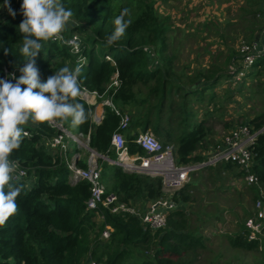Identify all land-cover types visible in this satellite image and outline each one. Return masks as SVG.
Listing matches in <instances>:
<instances>
[{
  "label": "trees",
  "instance_id": "16d2710c",
  "mask_svg": "<svg viewBox=\"0 0 264 264\" xmlns=\"http://www.w3.org/2000/svg\"><path fill=\"white\" fill-rule=\"evenodd\" d=\"M8 3L16 15L13 17L8 12L4 20H0V79L3 78L5 69L16 71L19 78V69L24 66V57L19 52L23 37L18 30L23 20L20 11L22 0H8ZM61 3L73 12L72 18L82 24L74 30L85 31L82 55L87 61L81 68L80 84L91 92L110 97L121 111L127 106L132 108V122L124 132L130 155H145L144 150L136 143L139 136L137 130L141 129L145 132L153 131L164 145L174 144L180 164L205 160L196 153L209 147L208 138L213 131L206 121L198 122L192 131L186 132L182 130L184 121L181 116L174 119L176 110L172 91L179 86V89H184L186 82L172 73L175 58L166 56L168 34L173 30L171 18L158 13L154 0H61ZM3 5L5 0H0V7ZM263 6L264 0H247L245 6L240 8L239 19L244 24L243 30L250 42L260 38L264 32ZM123 9H128L125 20H130L131 23L118 40L109 44L108 37L115 27L114 18ZM99 42L111 47L101 62L96 59ZM42 44L41 52L36 57V66L42 80L64 66L74 65L76 57L69 53L65 45L51 39ZM113 49L116 50L115 53L112 52ZM149 54L153 57L149 58ZM106 56H111L113 63L106 60ZM236 60L231 59V66ZM151 64L155 66L150 68ZM263 66L264 57L256 62L253 69ZM203 72L200 79H204L205 84L211 82L214 85L224 77L216 76L213 71L209 73V70ZM116 75L119 87L107 92ZM252 75L248 74L250 77ZM157 78V87L148 88ZM144 88L147 89L146 92ZM167 89H170L168 93L171 98L167 95ZM192 91L187 90L188 95L196 93ZM156 93L160 95L159 100L154 103ZM167 98L171 99L169 107ZM73 101L84 105L89 118L77 127H72L70 120L62 124L73 135L89 136V148L100 155L98 167L108 193L116 195L121 202L142 210L162 198L161 178L129 173L122 167L109 163V160H117L112 137L120 125V116L106 106L101 122H94L93 106L79 97L73 98ZM178 109L181 115L187 113L181 106ZM208 115L213 114L208 112ZM249 125L254 131L263 128L264 112L256 116ZM32 132L33 136L22 140L19 149L10 157L19 161L29 175L35 177V183L30 188L19 183L23 185V189L16 201L18 211L0 224V264H83L88 257L96 264H200L202 253L208 252L209 248L200 226H190L189 212L179 208L173 210L168 215L167 227L154 232L135 216L127 213L112 214L109 209L101 208L105 224L99 225L95 212L87 206L91 195L90 184L84 180L72 179L63 160L53 159L44 148H37L42 136H51L57 131L48 122H42L35 124ZM71 148L73 154L80 156L77 166L88 169L90 152L74 144ZM254 151L256 158L251 172L258 177L264 188V135L259 137ZM219 166L225 173L236 169L230 163ZM244 174L245 172H240L238 175ZM250 188L256 202L259 199V189L257 186ZM192 189L194 185L187 184L175 194L174 201L178 205L192 203ZM106 225L113 232L107 242H101L97 229L101 232ZM227 239L235 250L252 252L262 247L261 241L248 239L245 229ZM218 259L219 256H215L209 264H219Z\"/></svg>",
  "mask_w": 264,
  "mask_h": 264
},
{
  "label": "rangeland",
  "instance_id": "374dc122",
  "mask_svg": "<svg viewBox=\"0 0 264 264\" xmlns=\"http://www.w3.org/2000/svg\"><path fill=\"white\" fill-rule=\"evenodd\" d=\"M154 1L158 13L171 18L173 30L168 34L166 54L175 58L173 72L182 73L179 77L187 84L182 90L181 86L174 88L178 90L174 95V119L181 116L182 130L186 132L192 131L198 122L209 120L213 136L208 139V146L213 149L231 129L250 123L264 112V66L253 69L254 77L248 76L240 83H233L228 73L231 59L238 60L242 42H250L239 19L240 8L247 0ZM8 12L5 5L0 7V20ZM110 50L109 44L99 42L96 59L101 62ZM154 66L151 64L150 68ZM203 70L224 77L214 85L205 84L200 79ZM189 89L196 93L188 95ZM167 95L171 98L170 93ZM169 98L167 107L171 103ZM179 106L187 113L179 114ZM211 110L214 115L209 117ZM125 112L133 119L132 109ZM221 170L216 166L193 173L188 183L194 185L193 202L179 205L189 212L190 226H200L207 239L209 251L202 253L200 264H209L215 256H219V264H264V239L258 251L235 250L229 245L228 236L245 229L246 220L253 215L255 197L237 168L227 173Z\"/></svg>",
  "mask_w": 264,
  "mask_h": 264
},
{
  "label": "built area",
  "instance_id": "2783aa9c",
  "mask_svg": "<svg viewBox=\"0 0 264 264\" xmlns=\"http://www.w3.org/2000/svg\"><path fill=\"white\" fill-rule=\"evenodd\" d=\"M72 20L76 23H69L61 34L51 40L65 45L69 49V53L76 57L74 65H69L70 68L74 69L77 66L82 68L87 60L82 55L85 31L74 30V28H80L82 24L74 18ZM262 57H264V32L256 40L242 42L238 60L234 65L230 66V70L228 71L230 80L233 83L242 82L251 73L256 62ZM106 60L113 63L111 56H106ZM13 76L18 78L16 71L10 72L5 69L2 79H12ZM12 82L15 81L12 80ZM118 87L119 80L118 75H116L108 86L107 92L112 88ZM81 89L82 94L79 98L88 105L92 106L95 104L93 102L94 99H100L104 107H110L121 118L120 125L112 137V146L117 153V160H111V163L122 167L126 172L161 178L163 182L162 198L156 203L150 204L146 210L121 202L116 195L108 193L107 187L102 181L101 169L93 161L96 155L88 149L89 136H85L84 134L73 135L65 129L62 123L48 122L57 133L51 136H42L37 148H44L53 159L59 158L61 162L63 160L71 173L70 177L72 179L84 180L90 184L91 195L87 206L88 209L95 212L96 221L99 225L105 224V218L101 213V208H105L109 209L112 214L127 213L135 216L141 220L143 225L148 226L154 232L164 230L168 225L169 213L178 206L173 198L176 193L189 183L191 175L209 167L230 163L236 166L240 172H245L242 177L248 186H257L259 189V199L254 203L253 215L245 222V231L249 240L263 241L264 188L261 186L258 177L251 172V167H253L256 158L254 147L259 137L264 135V127L256 131H254V128L249 123L235 127L225 134L222 142L213 148L210 155L204 157L205 160L189 164L178 163L175 145H164L151 130H148L139 134L136 140V143L144 150L145 155L132 156L129 153L124 135V132L129 129L132 122L131 116L118 109L110 97L99 95L97 92H91L82 85ZM102 119L103 116L93 115L94 122L99 123ZM34 127L35 124L31 123L25 127L24 131L27 135L22 140L33 136L32 129ZM72 144L90 152L88 169H82L77 166V160L80 156L72 153ZM14 161L18 164V183H24L26 188H30L35 183V177L29 175L27 169L19 161ZM112 232L113 229L107 225L101 232L97 229L101 242H107ZM83 264L96 263L88 257L83 261Z\"/></svg>",
  "mask_w": 264,
  "mask_h": 264
},
{
  "label": "clouds",
  "instance_id": "9594fccd",
  "mask_svg": "<svg viewBox=\"0 0 264 264\" xmlns=\"http://www.w3.org/2000/svg\"><path fill=\"white\" fill-rule=\"evenodd\" d=\"M5 7L15 17L8 0ZM20 11L23 20L18 30L23 38L19 52L24 57V66L19 69V78L0 79V224L18 211L16 201L23 185L18 183V164L10 157L27 135L25 127L30 123L69 120L72 127H77L89 118L84 105L73 101L82 94L79 66L74 69L64 66L46 80L41 79L36 66L42 42L57 37L69 23H76L72 20L73 12L61 0H22ZM127 14L128 9H123L114 18L109 44L118 40L130 25L131 21L125 20Z\"/></svg>",
  "mask_w": 264,
  "mask_h": 264
},
{
  "label": "crops",
  "instance_id": "0c3cea01",
  "mask_svg": "<svg viewBox=\"0 0 264 264\" xmlns=\"http://www.w3.org/2000/svg\"><path fill=\"white\" fill-rule=\"evenodd\" d=\"M166 56H167V54H166ZM175 60V59H174ZM156 64V63H155ZM172 66H173V63H172ZM172 68V73H174L173 72V67H171ZM176 76H177V78L179 77V76H181L182 75V73H180L179 71H177V72H175L174 73ZM159 78H157L154 82H151L150 84H149V86H148V88H151V87H157V80H158ZM184 80H182V82H183ZM176 83H179V81L178 80H176ZM180 84V83H179ZM186 86H187V84L185 83V88H186ZM194 87H196V88H200L201 86L199 85H195ZM193 87V88H194ZM184 88V89H185ZM147 91V89H145L144 88V92H146ZM167 91V93L170 91V89H167L166 90ZM197 91H200L199 89L197 90ZM177 93V91H176V89H174L173 91H172V98L174 99V94H176ZM200 94V93H199ZM160 94L159 93H156L155 95H154V97H153V100H154V103H156L157 102V100H159V96ZM93 102L95 103V104H93L92 106H93V115H96V116H103L104 117V111H105V107H104V105L102 104V101L100 100V99H94L93 100ZM130 109H132L131 107H129V106H127V107H125V108H123V111L125 112V111H129ZM209 112H214V110H211V111H209ZM213 115H214V113H213ZM213 115H208L209 117H211V116H213ZM204 121H206V120H204ZM206 123H208L209 124V120L208 121H206ZM207 124V126L209 127V125ZM137 132L139 133V134H141V133H143L144 131L143 130H141V129H138L137 130ZM133 134H135V132H133ZM215 134V133H214ZM211 136H213V135H211ZM211 136H209V138L208 139H210V137ZM212 138H215V137H212ZM217 144V143H216ZM215 144V145H216ZM218 144H219V142H218ZM217 144V145H218ZM214 145V146H215ZM216 145V146H217ZM213 149L209 146L205 151H198L196 154H198V155H202L203 157H206V156H208V155H210L211 154V151H212ZM98 158H100L99 156H95V158L93 159V161L95 162V164H97L98 165V162H97V160H98ZM109 163L110 164H112L111 163V160L109 161ZM113 165V164H112Z\"/></svg>",
  "mask_w": 264,
  "mask_h": 264
},
{
  "label": "water",
  "instance_id": "95a60500",
  "mask_svg": "<svg viewBox=\"0 0 264 264\" xmlns=\"http://www.w3.org/2000/svg\"><path fill=\"white\" fill-rule=\"evenodd\" d=\"M88 149H89L90 151L94 152V151L91 150L89 147H88ZM94 154L100 156V155H99L98 153H96V152H94ZM177 207H178L179 209L183 210V211H186V208H185V207H182V206H177Z\"/></svg>",
  "mask_w": 264,
  "mask_h": 264
}]
</instances>
